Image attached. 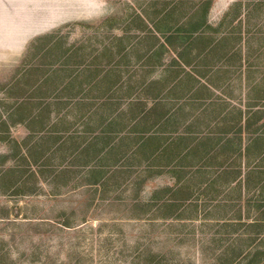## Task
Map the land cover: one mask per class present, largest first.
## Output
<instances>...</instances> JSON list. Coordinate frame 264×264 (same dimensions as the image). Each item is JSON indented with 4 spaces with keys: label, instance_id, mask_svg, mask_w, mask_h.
<instances>
[{
    "label": "rangeland",
    "instance_id": "rangeland-1",
    "mask_svg": "<svg viewBox=\"0 0 264 264\" xmlns=\"http://www.w3.org/2000/svg\"><path fill=\"white\" fill-rule=\"evenodd\" d=\"M0 264H264V0H0Z\"/></svg>",
    "mask_w": 264,
    "mask_h": 264
},
{
    "label": "trees",
    "instance_id": "trees-1",
    "mask_svg": "<svg viewBox=\"0 0 264 264\" xmlns=\"http://www.w3.org/2000/svg\"><path fill=\"white\" fill-rule=\"evenodd\" d=\"M176 36H177V33L175 34L174 32H171V33H169L167 38L176 37Z\"/></svg>",
    "mask_w": 264,
    "mask_h": 264
},
{
    "label": "crops",
    "instance_id": "crops-1",
    "mask_svg": "<svg viewBox=\"0 0 264 264\" xmlns=\"http://www.w3.org/2000/svg\"><path fill=\"white\" fill-rule=\"evenodd\" d=\"M174 38H175V37L166 38V41H167V42H169V43H173V42H174V41H173V40H174Z\"/></svg>",
    "mask_w": 264,
    "mask_h": 264
}]
</instances>
